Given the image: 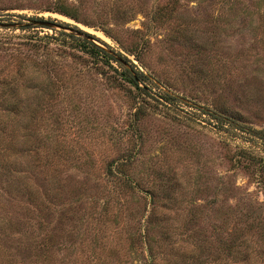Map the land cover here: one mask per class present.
<instances>
[{
  "label": "rangeland",
  "instance_id": "rangeland-1",
  "mask_svg": "<svg viewBox=\"0 0 264 264\" xmlns=\"http://www.w3.org/2000/svg\"><path fill=\"white\" fill-rule=\"evenodd\" d=\"M53 1L0 0V85L36 73L18 130L57 184L34 249L7 230L0 264H146L147 243L178 264L199 242L242 264L227 244L264 249V0H70L77 18Z\"/></svg>",
  "mask_w": 264,
  "mask_h": 264
},
{
  "label": "trees",
  "instance_id": "trees-1",
  "mask_svg": "<svg viewBox=\"0 0 264 264\" xmlns=\"http://www.w3.org/2000/svg\"><path fill=\"white\" fill-rule=\"evenodd\" d=\"M49 8L77 18L79 2L54 0ZM87 43L90 45L86 47ZM34 44L36 47L43 48L45 46L44 43H37V41H34ZM84 45L87 52L94 57L101 55L103 60H106V57H112L95 43L85 41ZM124 72L125 78L142 91L138 85L141 73H131L126 69ZM18 76L28 81V84H23L21 87L16 83H8L5 87L0 85V234L10 229L20 231L28 251H32L36 246L34 224L38 223L40 228H46L49 214L46 200L49 201L51 195L56 193L57 184L49 177V166H44L38 161V150L33 146L35 135L32 132L20 134L18 130L20 126L18 114L21 109L20 94L22 93L30 99L38 91L31 85V87L29 86V83L36 77L33 69L22 70L14 78ZM171 94L170 92L169 94L166 93L169 98L175 99L174 95ZM207 111L216 118L231 122L228 117L211 109ZM21 138L26 141L27 146H22ZM117 166V164L113 165V162H109L105 169L107 174H114ZM41 174L44 175L42 180H40ZM2 245L6 247L3 248L5 256L13 257L14 253L11 252L7 241L3 240ZM44 248L47 246L44 245ZM146 248L148 249L146 264H156V255L152 253L149 243H147ZM226 248L227 253L232 255L234 259L235 257L239 258L242 264H264L262 257L264 249L262 248L248 244L242 249L234 244H227ZM187 251L185 260L178 261V264H187L186 258L190 259L188 264H213L212 260L208 259L207 248L201 242L196 243L191 251Z\"/></svg>",
  "mask_w": 264,
  "mask_h": 264
},
{
  "label": "water",
  "instance_id": "water-1",
  "mask_svg": "<svg viewBox=\"0 0 264 264\" xmlns=\"http://www.w3.org/2000/svg\"><path fill=\"white\" fill-rule=\"evenodd\" d=\"M31 22L38 23V24H46V25H58V26H62L63 27V25H61V24H59V23H57L55 21L48 20V19H42L41 17H34V19H32ZM1 24L4 25V26H8V25L14 24V23L13 22H1ZM22 24L27 25L28 23H20V25H22ZM88 36H90V35H88ZM168 92H170V91H168Z\"/></svg>",
  "mask_w": 264,
  "mask_h": 264
}]
</instances>
